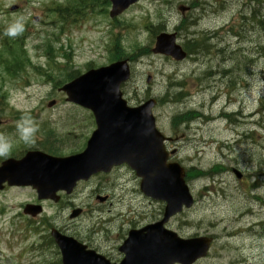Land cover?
<instances>
[{
	"label": "rangeland",
	"instance_id": "rangeland-1",
	"mask_svg": "<svg viewBox=\"0 0 264 264\" xmlns=\"http://www.w3.org/2000/svg\"><path fill=\"white\" fill-rule=\"evenodd\" d=\"M56 2L66 0H0V29L23 17V48L31 66L39 63L53 69L54 78L62 77L46 66L47 46L69 53V68L84 72L89 66L107 64L115 53V42L124 48L121 51L118 47L115 56H124L137 54L139 46L152 47L160 31L175 32L180 45L185 38L206 39L202 44L192 41L193 53L181 62L151 51L131 61V77L122 91L129 104L144 101L147 96H165L166 101H159L153 113L160 129L177 141L173 146L177 148L174 160L203 170L214 164L225 168L213 180L189 181L194 205L167 223L183 238L214 237L209 254L194 264H264V72L257 79L252 71L253 66L264 61V0H141L120 15L114 26L107 13L99 15L96 11L74 24H65L50 9ZM180 4L190 7L184 16L177 9ZM12 5L18 8L11 10ZM113 35L119 36L120 42ZM56 59L61 64L66 60L61 54ZM31 66L27 65L16 77L6 76L0 69L1 91L7 101L0 106L3 110L7 103L12 110H4L3 115L12 120L13 128L24 113H33L38 125H42L40 119H49L48 124L65 143L60 142L66 146L63 151L70 152L82 140L65 141L67 128L77 130L79 124L64 118L85 115ZM178 92L184 94L180 101L174 98ZM1 98L0 95V102ZM51 100L55 103L49 108ZM188 111L193 112L185 115L192 118L188 123L172 124L174 115ZM82 123L85 127L80 128V137L85 138L93 126L88 120ZM13 136L19 138L17 131L10 138ZM36 144L39 143L28 145L21 141L12 145V150H18L9 155ZM232 168L243 174L242 181L235 178ZM117 173L121 177L116 180L124 179L125 183L117 184L114 190L103 178L95 177L58 204L44 202L41 215L63 233L83 237L114 262L122 258L117 247L129 228L160 218L164 206L140 192L139 179L133 172L124 168ZM98 190L111 196V205H100L105 210L102 219L95 211L87 213L88 204L98 205L87 195ZM255 195H261L262 202ZM33 200L36 195L30 188L0 193V264H53L58 259L56 249L43 239L47 226L42 227L38 217L29 224L27 217L20 216L21 205ZM73 204L85 206L86 213L82 208L79 217L69 219ZM247 228L252 230L245 232ZM229 229L236 235H222Z\"/></svg>",
	"mask_w": 264,
	"mask_h": 264
},
{
	"label": "water",
	"instance_id": "water-1",
	"mask_svg": "<svg viewBox=\"0 0 264 264\" xmlns=\"http://www.w3.org/2000/svg\"><path fill=\"white\" fill-rule=\"evenodd\" d=\"M135 0H112L111 15L124 10ZM181 12L187 7L180 5ZM181 60L185 52L175 43L174 34L160 33L152 48ZM129 77L125 60L107 67L90 70L65 84L61 89L67 100L92 110L97 129L87 142L85 151L70 159H55L29 154L19 161L7 160L0 167V188L8 184L32 185L39 198L57 200L55 192L65 189L68 193L80 178H87L95 171L108 169L106 161L128 162L140 176V189L153 198L166 201L162 221L139 231H130L119 250L125 256L119 264H190L205 254L210 239L183 240L162 224L171 215L179 212L182 205L192 202L183 181V169L177 164H165L160 145V135L154 129L151 107L155 100L149 99L138 107H128L121 99L119 86ZM148 149L150 154L145 155ZM38 154V153H37ZM111 165V163H109ZM25 211L35 215L40 208L26 206ZM77 212H74L76 214ZM61 252V264H116L105 257L86 250V247L71 237L51 231Z\"/></svg>",
	"mask_w": 264,
	"mask_h": 264
},
{
	"label": "clouds",
	"instance_id": "clouds-1",
	"mask_svg": "<svg viewBox=\"0 0 264 264\" xmlns=\"http://www.w3.org/2000/svg\"><path fill=\"white\" fill-rule=\"evenodd\" d=\"M25 31L23 17L16 19L4 29V35L10 38L21 36ZM252 71L257 74V79H260L259 73L264 72V61L258 62L253 66ZM259 87V85H257ZM16 130L19 138L28 145L35 143L36 133L39 131V126L29 113H24L19 118L16 124ZM12 149L11 142L4 136L0 135V159L7 158Z\"/></svg>",
	"mask_w": 264,
	"mask_h": 264
},
{
	"label": "flooded vegetation",
	"instance_id": "flooded-vegetation-1",
	"mask_svg": "<svg viewBox=\"0 0 264 264\" xmlns=\"http://www.w3.org/2000/svg\"><path fill=\"white\" fill-rule=\"evenodd\" d=\"M3 110H6V109H3ZM3 119H4V121L5 120L11 121V119H5V118H3ZM7 124L11 125L12 123L11 122L3 123L2 125H0V128L7 125ZM42 125L44 126V124H42ZM79 127H80V124H79ZM0 134L6 135L5 131L0 132ZM78 135H79V137H78ZM80 136H81L80 134H71V132L67 133L66 138L69 141H66V142H70L71 140H73V141L82 140L81 144L76 149H73L74 151H71V152L65 153L63 151V149H65L66 146H61V144L59 142L55 143L54 139L51 137V135H48V134H46V135L43 134L42 137H40V138L37 137L35 142L39 143V144H36V146H29V148H27L24 152H26L28 150H41L43 152H46V153L52 154V155H56V156H65V155L74 154V153L80 152L85 147V144H86V141L84 142L85 138L80 137ZM56 141H60V140L58 139ZM17 150H18V147H16L15 150L11 149L10 152H14ZM21 152H22V150H20L16 154H11V155H12V157L20 158V156H22V154L24 153V152H22V154L20 155ZM1 161H2V159L0 160V162Z\"/></svg>",
	"mask_w": 264,
	"mask_h": 264
},
{
	"label": "trees",
	"instance_id": "trees-1",
	"mask_svg": "<svg viewBox=\"0 0 264 264\" xmlns=\"http://www.w3.org/2000/svg\"><path fill=\"white\" fill-rule=\"evenodd\" d=\"M101 3H103V2H101ZM54 12L63 14V13H71V12L77 13L78 11L76 10L75 6L74 7L65 6V7H60L59 9L55 10ZM3 29H5V27ZM2 31L3 30H0V32H2ZM22 37L23 36L11 38L10 40L2 42V47L4 46L6 48L5 49L6 57H3V53L1 54V51H0V61H1L0 64L7 65L8 63H10V62L5 63L3 60L11 61V65L8 66V69H7L8 71H10L9 68L15 69V66H21L24 61H28L26 58L23 57L21 52H18L17 50L14 49V46L22 43ZM189 41L190 40H188L185 44L187 50H188L189 46L192 45ZM72 76H73L72 73L67 72V73H64L63 78L67 80V79L71 78ZM47 77H49V76L47 75ZM54 84H55V82H54ZM180 118L181 117H179V119Z\"/></svg>",
	"mask_w": 264,
	"mask_h": 264
},
{
	"label": "bare ground",
	"instance_id": "bare-ground-1",
	"mask_svg": "<svg viewBox=\"0 0 264 264\" xmlns=\"http://www.w3.org/2000/svg\"><path fill=\"white\" fill-rule=\"evenodd\" d=\"M206 40H203V41H201L200 43L198 42V44H202V43H204ZM190 43H192V41H190ZM203 45H205V44H203ZM224 50V49H223ZM193 52H192V50L190 49V46H189V48H188V55H190L191 56V54H192ZM210 71H213V70H208L207 72H210ZM215 79H218V78H214V80ZM211 80V79H210ZM172 82V81H171ZM183 97H184V94L182 93V92H178V93H176V95H175V99L176 100H182L183 99ZM187 113H193L192 111H188V112H184L183 113V119H184V122L185 123H188L192 118H190V117H185V115L187 114ZM242 117V116H241ZM247 118L249 117H252L251 115L250 116H246ZM245 118V117H244ZM191 123V122H190ZM264 185V184H263ZM264 188V187H263ZM255 196H260V201L262 202V200H261V195H255ZM264 199V198H263ZM263 203H264V200H263ZM247 213V212H246ZM249 213V212H248ZM255 213H256V211H255ZM260 214V213H259ZM260 224V223H259ZM252 225H255L256 226V224L254 223V224H252ZM257 227V226H256ZM234 231V230H233ZM233 231H231V230H226V231H224V233L222 234V235H224V236H234V235H236ZM218 233V232H217ZM219 234V233H218ZM220 234V235H221Z\"/></svg>",
	"mask_w": 264,
	"mask_h": 264
}]
</instances>
